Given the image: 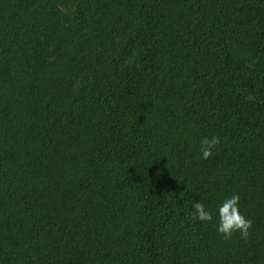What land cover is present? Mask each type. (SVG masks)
Returning a JSON list of instances; mask_svg holds the SVG:
<instances>
[{
    "label": "trees",
    "instance_id": "trees-1",
    "mask_svg": "<svg viewBox=\"0 0 264 264\" xmlns=\"http://www.w3.org/2000/svg\"><path fill=\"white\" fill-rule=\"evenodd\" d=\"M0 264H264V0H0Z\"/></svg>",
    "mask_w": 264,
    "mask_h": 264
},
{
    "label": "clouds",
    "instance_id": "clouds-1",
    "mask_svg": "<svg viewBox=\"0 0 264 264\" xmlns=\"http://www.w3.org/2000/svg\"><path fill=\"white\" fill-rule=\"evenodd\" d=\"M219 144L217 137L203 138L200 140V159H208L215 146ZM193 216L201 222L215 221L216 232L223 239H229L234 233H238L241 238H246L252 221L245 218L239 210V196L231 195L220 201L214 209H210L202 202H195L192 205Z\"/></svg>",
    "mask_w": 264,
    "mask_h": 264
}]
</instances>
